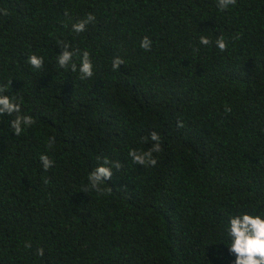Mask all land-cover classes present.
I'll use <instances>...</instances> for the list:
<instances>
[{"label": "trees", "instance_id": "obj_1", "mask_svg": "<svg viewBox=\"0 0 264 264\" xmlns=\"http://www.w3.org/2000/svg\"><path fill=\"white\" fill-rule=\"evenodd\" d=\"M61 41L79 50L76 72L57 63ZM10 80L2 94L35 123L17 136L15 114L0 115V264H232L230 218L264 216V0H0ZM152 131L156 165L135 164ZM98 156L122 166L103 193L83 192Z\"/></svg>", "mask_w": 264, "mask_h": 264}, {"label": "clouds", "instance_id": "obj_2", "mask_svg": "<svg viewBox=\"0 0 264 264\" xmlns=\"http://www.w3.org/2000/svg\"><path fill=\"white\" fill-rule=\"evenodd\" d=\"M237 0H217V7L223 11L230 6H234ZM5 15L7 10H4ZM65 15H68L65 10ZM95 20V16L92 13H88L85 18L78 20L72 24V31L75 33H81L86 30V25ZM151 40L148 36H144L141 40L140 46L149 50L151 48ZM200 43L203 45H209L212 41L207 36L200 37ZM216 46L221 52H224L227 48V44L223 35L217 37L215 41ZM62 51L57 55V63L60 68L68 69L70 66L71 72L77 71V64L73 62V56L77 55L79 50H71V43L61 41L58 44ZM195 51V50H194ZM29 63L35 69L43 68V57L31 54L27 58ZM124 64V60L120 57H114L112 62V69L118 70L120 65ZM80 79H87L93 75V65L90 59V54L85 50L80 57L79 64ZM11 84V80L7 84L0 86V115L12 116L15 114L14 119L10 121V126L14 130L13 132L19 136L25 127L31 126L35 123L33 116L21 114V104L16 102L15 98L9 95L2 94L6 91L7 87ZM225 112L231 111V106L226 105ZM177 127H183V121H177ZM150 139L154 142L147 151L138 152L135 149H131L128 155L132 158L135 164L142 166H155L157 163L153 153L161 151L160 135L156 131L150 133ZM49 147L55 144V137H50L48 141ZM42 162V168L47 171L52 167L53 161L46 154H41L39 157ZM102 163L90 172L88 180L90 182L89 187L82 189L83 192L90 193L95 190L99 193H103L105 189L102 184L111 179L113 175L112 167L119 169L122 165L119 161H111L107 157H97V160H101ZM228 236L231 238L229 245V252L235 255V260L232 264H264V216L253 215L247 212L232 216L229 220V227L227 229ZM25 247L31 248L30 243H26ZM38 255H44V249L42 247L37 249Z\"/></svg>", "mask_w": 264, "mask_h": 264}]
</instances>
